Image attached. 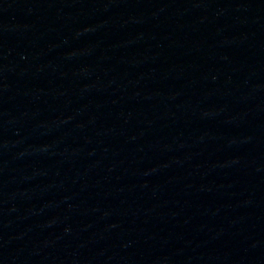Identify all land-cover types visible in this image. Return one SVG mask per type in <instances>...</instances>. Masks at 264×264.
<instances>
[{
    "label": "water",
    "instance_id": "obj_1",
    "mask_svg": "<svg viewBox=\"0 0 264 264\" xmlns=\"http://www.w3.org/2000/svg\"><path fill=\"white\" fill-rule=\"evenodd\" d=\"M0 264H264V0H0Z\"/></svg>",
    "mask_w": 264,
    "mask_h": 264
}]
</instances>
